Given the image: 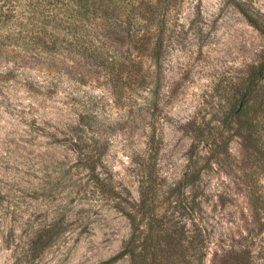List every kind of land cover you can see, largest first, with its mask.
<instances>
[{"label": "rangeland", "instance_id": "1", "mask_svg": "<svg viewBox=\"0 0 264 264\" xmlns=\"http://www.w3.org/2000/svg\"><path fill=\"white\" fill-rule=\"evenodd\" d=\"M67 4L0 0V264H107L143 192L188 264H264V0H176L159 64Z\"/></svg>", "mask_w": 264, "mask_h": 264}, {"label": "trees", "instance_id": "2", "mask_svg": "<svg viewBox=\"0 0 264 264\" xmlns=\"http://www.w3.org/2000/svg\"><path fill=\"white\" fill-rule=\"evenodd\" d=\"M53 1L48 0L50 3ZM67 1V6H72L69 8L73 9L71 10L73 12L72 16L75 17L76 21L91 20L92 16L101 15L105 23H107L106 26H110V29L114 32L116 28L119 29L121 34L123 32V35L132 40L136 49L139 46L140 49L147 50L148 55L159 64L164 53L168 11L176 0H151V2L134 7L128 4L122 11L115 10V3L114 8H112L108 0ZM240 11L246 17L248 23L264 37V24L260 22V19L251 11L249 12L245 9H240ZM82 29L84 30L78 24L68 28L70 35L75 39V44L79 41H84ZM49 36L52 37L51 35ZM41 41H44L42 43L43 46L47 43L45 36L41 38ZM144 50L143 52H145ZM263 78L264 61L247 78V89L244 91L243 97L249 96ZM142 195L144 200L135 206L136 213L129 216L132 235L127 248L120 255L108 261L107 264L115 263L127 255L132 258L133 264H188L187 249L182 245L184 233L181 232V237L175 239L170 231L153 224L148 226L146 232L140 230L142 228L141 221L138 220L137 222L139 213L144 214V217L150 210L153 211L150 209L148 202L149 194L143 192Z\"/></svg>", "mask_w": 264, "mask_h": 264}]
</instances>
